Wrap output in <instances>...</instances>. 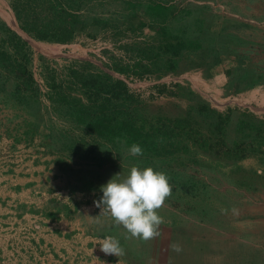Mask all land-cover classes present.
I'll list each match as a JSON object with an SVG mask.
<instances>
[{
  "label": "rangeland",
  "instance_id": "1",
  "mask_svg": "<svg viewBox=\"0 0 264 264\" xmlns=\"http://www.w3.org/2000/svg\"><path fill=\"white\" fill-rule=\"evenodd\" d=\"M232 2L0 0V155L41 169L43 196L28 217L18 194L0 221V264H264V110L212 101L185 78ZM133 166L173 186L147 241L96 206ZM110 235L118 257L100 250Z\"/></svg>",
  "mask_w": 264,
  "mask_h": 264
},
{
  "label": "crops",
  "instance_id": "2",
  "mask_svg": "<svg viewBox=\"0 0 264 264\" xmlns=\"http://www.w3.org/2000/svg\"><path fill=\"white\" fill-rule=\"evenodd\" d=\"M232 5L234 12L230 13L226 12L228 7L225 3L218 4V15L222 19L224 12V22L219 18L217 30L214 26L203 29L208 33L217 32L212 39L217 38L219 49L216 50L215 46L211 49L212 39L206 45L204 43L202 62L199 67L190 69L191 75L197 81V89L212 101L226 103L233 98H241L250 100L254 107L261 109L264 108V0H233ZM223 32H228L226 37L233 36V42L222 38ZM14 163L4 165L0 155V221L8 218L7 214L15 215L14 209L18 210L20 202H23L20 212L28 217L31 216L29 209L35 208L33 203L43 202L40 199L43 196L34 197L32 194L36 188L33 186L35 174L41 169ZM19 167L25 172L18 171ZM18 194L27 196L18 202ZM47 238V242H53L57 249H62L63 240H59L53 232L48 233ZM1 242L5 243L3 239H0Z\"/></svg>",
  "mask_w": 264,
  "mask_h": 264
},
{
  "label": "clouds",
  "instance_id": "3",
  "mask_svg": "<svg viewBox=\"0 0 264 264\" xmlns=\"http://www.w3.org/2000/svg\"><path fill=\"white\" fill-rule=\"evenodd\" d=\"M128 152L132 156L143 155L142 147L135 143ZM120 175L117 174L100 187L102 196L96 206L101 209V214H109L131 236L145 241L157 237L163 222L158 210L173 194L169 176L150 166H133L126 177L117 179ZM99 246L105 254H115L117 257L123 251L119 239L111 235L103 238ZM172 247L176 252L182 251L178 245Z\"/></svg>",
  "mask_w": 264,
  "mask_h": 264
},
{
  "label": "built area",
  "instance_id": "4",
  "mask_svg": "<svg viewBox=\"0 0 264 264\" xmlns=\"http://www.w3.org/2000/svg\"><path fill=\"white\" fill-rule=\"evenodd\" d=\"M186 79L189 80V82L193 85V87H195L197 89V81L196 79L194 78H190V77H185ZM198 90V89H197ZM199 91V90H198ZM202 93V92H201ZM204 95V94H203ZM252 102L249 100V101H246V100H243L241 98H233L231 100H229L228 102L224 103L223 105H226V106H231L233 105V107H239L241 109H247V110H250V111H255V112H258V111H263L264 109H259L257 108V106H253L251 104ZM34 230L37 231V228H34ZM36 231H34L33 233H35ZM37 233V232H36ZM35 233V234H36ZM34 235V234H33ZM35 236V235H34ZM13 248H16L17 250H20L19 248H22L21 246V241H19L18 243L16 242H12V244H10Z\"/></svg>",
  "mask_w": 264,
  "mask_h": 264
},
{
  "label": "trees",
  "instance_id": "5",
  "mask_svg": "<svg viewBox=\"0 0 264 264\" xmlns=\"http://www.w3.org/2000/svg\"><path fill=\"white\" fill-rule=\"evenodd\" d=\"M83 84H85V86H87V84H86L85 82H83ZM117 84H118L119 86H122V87H121L122 90H124L125 88H127V85H126L125 83L121 82V81H118ZM89 91H91V90H89ZM95 95H97V94H95Z\"/></svg>",
  "mask_w": 264,
  "mask_h": 264
}]
</instances>
